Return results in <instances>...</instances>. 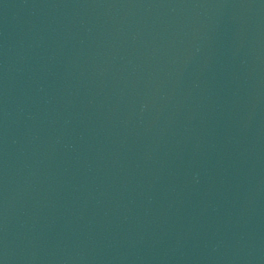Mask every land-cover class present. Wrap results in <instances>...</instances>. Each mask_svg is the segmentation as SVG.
Returning <instances> with one entry per match:
<instances>
[{"label":"water","instance_id":"95a60500","mask_svg":"<svg viewBox=\"0 0 264 264\" xmlns=\"http://www.w3.org/2000/svg\"><path fill=\"white\" fill-rule=\"evenodd\" d=\"M0 264H264V0H0Z\"/></svg>","mask_w":264,"mask_h":264}]
</instances>
